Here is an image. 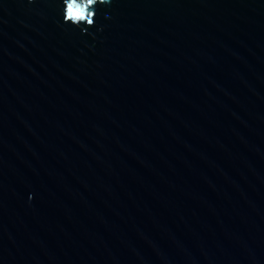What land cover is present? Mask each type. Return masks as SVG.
Wrapping results in <instances>:
<instances>
[{"label":"water","instance_id":"95a60500","mask_svg":"<svg viewBox=\"0 0 264 264\" xmlns=\"http://www.w3.org/2000/svg\"><path fill=\"white\" fill-rule=\"evenodd\" d=\"M63 8L0 0V264H264V0Z\"/></svg>","mask_w":264,"mask_h":264},{"label":"clouds","instance_id":"9594fccd","mask_svg":"<svg viewBox=\"0 0 264 264\" xmlns=\"http://www.w3.org/2000/svg\"><path fill=\"white\" fill-rule=\"evenodd\" d=\"M104 3L105 0H99ZM64 8L63 15L66 23L71 22L77 27L82 25L94 26L95 25V7L98 0H63ZM85 31L87 28L84 29Z\"/></svg>","mask_w":264,"mask_h":264}]
</instances>
